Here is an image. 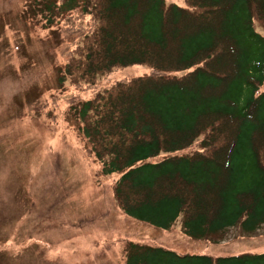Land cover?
<instances>
[{
  "label": "trees",
  "instance_id": "obj_1",
  "mask_svg": "<svg viewBox=\"0 0 264 264\" xmlns=\"http://www.w3.org/2000/svg\"><path fill=\"white\" fill-rule=\"evenodd\" d=\"M185 1L32 0L30 10L60 27L55 65L75 91L115 69L151 68L71 100L87 155L103 175L122 174L115 199L128 217L163 230L180 221L187 237L220 243L264 226V0ZM124 264H264V253L129 243Z\"/></svg>",
  "mask_w": 264,
  "mask_h": 264
},
{
  "label": "rangeland",
  "instance_id": "obj_2",
  "mask_svg": "<svg viewBox=\"0 0 264 264\" xmlns=\"http://www.w3.org/2000/svg\"><path fill=\"white\" fill-rule=\"evenodd\" d=\"M31 2L0 0V264H124L129 243L212 257L264 253V226L253 235L231 229L213 243L187 237L180 221L163 230L120 210L115 185L122 174L105 176L88 157L70 103L151 68L115 69L96 87L75 91L59 81L55 65L66 47L60 27L44 28Z\"/></svg>",
  "mask_w": 264,
  "mask_h": 264
}]
</instances>
